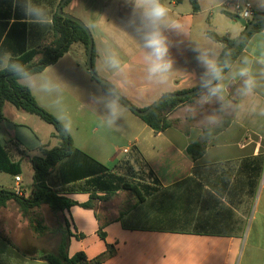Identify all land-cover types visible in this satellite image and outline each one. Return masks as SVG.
Returning <instances> with one entry per match:
<instances>
[{"label":"crops","instance_id":"1","mask_svg":"<svg viewBox=\"0 0 264 264\" xmlns=\"http://www.w3.org/2000/svg\"><path fill=\"white\" fill-rule=\"evenodd\" d=\"M61 1L55 0V5L59 6ZM198 1L199 12L193 11L188 0L161 2L168 14L160 30L167 38L168 58L172 63L163 82L148 76L145 28L138 13L133 11L134 0H73V7L81 8L83 16L87 17L76 16L88 25L93 36L97 74L142 110L164 94L191 90L205 81L209 74L201 59L216 63L224 49L207 36L208 31L231 39L243 32L239 21L223 12L222 6L227 0ZM248 1L255 12H264L254 4L256 0ZM37 5L39 8L47 6L46 17L39 13L28 20L19 19L15 15H19L16 1H12V15L0 19V22H8L2 39L10 32L16 47L24 38L20 23L39 26L51 23L52 6L41 2L29 4L34 8H38ZM223 18L236 24L232 25L233 32ZM81 50L85 52L84 47ZM69 52L43 72L30 76V80L20 82L30 88L37 103L58 118L68 131H89L85 126L88 122L76 120L70 102L88 110L90 120L97 119L94 131H100V141L96 145L82 141L81 146H76L70 134L75 148L109 168L123 181L152 186L155 190L141 203H137L133 195L114 215L103 202L122 190L106 198L104 178L69 182L58 166L50 176V187L79 204L92 202L93 208L74 205L55 215L43 206L44 212L54 220L49 224V237L43 247L31 251L53 252L61 239L60 230L68 224L73 234L69 256L83 252L92 260L102 256L108 245L112 246L113 254L100 264H264V31L247 41L223 79L212 85L221 84L220 93L210 95L206 88L182 103L168 113L171 126L160 132L103 90L88 70L86 53L85 64L60 63ZM11 54L4 52L2 68ZM111 57L120 61L123 71L111 66ZM243 67L250 69L255 80L250 93L244 91L247 77L238 75ZM63 95L68 99H63ZM112 100L119 105L116 117L111 116L107 106ZM8 106L11 105L4 107L5 120L0 123V131L17 130L23 125L17 122L18 113L11 111L15 125L6 127L10 123L7 109L12 110ZM79 122L82 127L77 125ZM226 123L221 131H211ZM111 137L125 145L123 150L115 148L117 141L112 143ZM194 143L205 145L204 154L196 160L188 153ZM4 145L12 160L21 163L20 176L22 185L26 186L18 145L14 142ZM76 157L87 166L95 167L84 156ZM13 185L11 175L10 186L0 188L11 190ZM26 192L27 196L31 193ZM12 204L17 206L11 201L4 208ZM101 229L105 239L99 234ZM24 249L28 250L0 233V264H49L41 258L25 255Z\"/></svg>","mask_w":264,"mask_h":264},{"label":"trees","instance_id":"2","mask_svg":"<svg viewBox=\"0 0 264 264\" xmlns=\"http://www.w3.org/2000/svg\"><path fill=\"white\" fill-rule=\"evenodd\" d=\"M12 1L14 0H0V8H5L0 10L1 20H4L6 17H10L12 15L10 8ZM15 1L16 8L18 7L17 10L19 11V15L16 13L15 15L20 17L19 19L24 18L26 20L36 16L37 12L43 17H46L48 11L47 6L39 8L37 5L38 9L33 6H29V4H37L38 2H41L44 5L50 4L52 6L51 23L43 24L42 26L27 22L20 23L18 26L20 29L23 28L24 38L20 39L18 45L14 47L10 38V32L5 39H2L4 31L8 26V22H0V123L5 120L4 107L6 104H9L18 110H23L30 114L37 115L43 121L52 125L56 130L55 137L59 140V142L57 146L51 149L43 147L41 149V155L31 159L33 184L31 193L28 196H18L12 190L0 188V210L6 207L11 201L17 204L23 216H28V214H30L33 210L43 206H46L55 215H60L74 205H80L84 208H93L92 202L79 204L64 195L59 194L50 187V176L52 175L53 170L58 166H61V173L65 175V177L67 176L66 178L69 182L78 181L84 178H104L105 183L103 190L107 194L106 198L115 195L119 190H128L136 197L137 203L143 202L145 197L155 190V187L129 184L128 182L123 181L120 177L111 173L109 168L75 148L72 137L64 124L37 103L30 88L20 82L22 80L21 76L12 70L13 64H19L23 66L29 74V77L41 73L48 66L55 64L60 58L69 52L70 48L75 43L82 44L87 54L89 49V36L87 32L77 22L60 16L57 10L58 5H55V0ZM71 1L72 0H68L65 3L63 10L69 6ZM162 1L163 0H161V2ZM182 1L183 0H176L177 3H181ZM188 1L190 2L194 12L200 11L201 7L198 0ZM30 8L34 9V11L29 12L28 9ZM223 12L229 18L237 19L235 14L224 10ZM256 14L257 12H255V15ZM262 31H264V17L258 19L254 28L246 36L243 42L222 61L219 66L222 69V76L227 73L240 56L247 41L253 35ZM207 36L214 42L220 43L224 46L221 55L229 49L237 39H231L228 36L219 35L213 31H208ZM4 52H11L12 54L8 58L5 67L2 68L3 59L5 57ZM95 56L96 53L94 47L93 65ZM216 82L217 80H212L211 86ZM98 83L101 85L103 90L113 95L106 85L100 82ZM191 90L179 91L176 93H186ZM198 94L186 98L165 99L149 114L145 116H138L143 119V121L154 131H165L171 126V122L168 119V113L182 103L196 97ZM117 100L121 102L119 99ZM226 126L227 123L224 126L211 131H221ZM204 152L205 145L203 143H194L188 148V153L193 160L201 157ZM78 154L84 156L89 161H92L95 167L93 168L91 166H87L85 162L76 157ZM0 172L10 174L13 177L20 176L22 174L21 163L12 160L6 146L1 141ZM94 181H98V179ZM42 230H44L43 227L40 228L39 234H42ZM99 234L102 239H105V234L102 232V229ZM60 236L61 239L53 252L39 253L35 250L28 251L24 249L23 253L27 256L41 258L49 264H100L105 258L113 254L112 246L108 245L107 251L102 256L92 260H89L83 252L69 256L68 247L73 234L69 230L68 224L66 228L60 230Z\"/></svg>","mask_w":264,"mask_h":264},{"label":"rangeland","instance_id":"3","mask_svg":"<svg viewBox=\"0 0 264 264\" xmlns=\"http://www.w3.org/2000/svg\"><path fill=\"white\" fill-rule=\"evenodd\" d=\"M254 4L259 10L264 9V1L256 0ZM65 12L73 13L75 16H82L84 19L87 17L82 13L81 8L73 7V0L64 9ZM224 23L229 24V30L233 32L232 25L234 24L231 20L227 18H223ZM86 24V23H85ZM88 27V25H87ZM89 28V27H88ZM98 44V39H97ZM82 47H84L80 43H75L72 45L71 50L67 56H65L60 63L65 62H75L80 64H85V54L86 52L82 51ZM99 49V46L97 45ZM85 49V48H84ZM220 52V51H219ZM87 55V54H86ZM95 62L96 56H95ZM96 64V63H95ZM95 68V67H94ZM63 99H68L67 95H63ZM72 105V112L76 115V120L88 122L86 123V128L89 131H69L73 136L74 142L76 146H81L82 141H86L91 144L98 143L100 141V131H94L97 128V119L93 118L90 120L88 115V110L78 108L76 102H70ZM7 116L10 118V123L6 124L7 128H10V125H15L12 123V119L14 116L11 114V111H15L18 113L16 115L17 122H22L23 125H20L17 130L13 131H0V141L4 144L9 145H18L20 150V155L23 158L24 170H23V178H24V188L31 192L32 190V182H33V170L30 167L31 159L41 155V149L44 147L46 149H51L58 145L59 140L55 137L56 130L55 128L43 121L40 117L34 114H30L23 110H16L13 106H8ZM10 111V112H9ZM19 111V112H16ZM90 120V121H89ZM77 123L79 127H82V123ZM112 143H115L114 137H111L110 140ZM12 143V144H11ZM121 141H117L115 144V148L117 150H123L125 145ZM110 147V145H109ZM111 149V147H110ZM110 153V152H109ZM123 153L121 152V156ZM11 183V175L0 172V186H4L5 188L9 187ZM129 184H134L128 182ZM133 198L132 192L128 190H122L115 196L111 197L108 201L103 202V206L109 209H112L113 214L115 215V210L120 209L127 204L126 201L128 199ZM42 209H38L28 215L27 217L22 216L18 211L16 205L12 204L7 208H4L0 212V233L5 237L9 238L16 242L20 247H27L29 251L33 250L35 247L39 248V246L43 247L44 241L49 237V224L53 222V217L50 216L48 212H44ZM51 226V225H50ZM43 227L42 234H39L40 228Z\"/></svg>","mask_w":264,"mask_h":264},{"label":"clouds","instance_id":"4","mask_svg":"<svg viewBox=\"0 0 264 264\" xmlns=\"http://www.w3.org/2000/svg\"><path fill=\"white\" fill-rule=\"evenodd\" d=\"M29 12H33L34 9H28ZM134 13H138L141 25L145 28L144 34V47L148 49L146 60L148 62L147 73L150 79H157L163 82L166 79V74L172 67L171 60L168 58L169 47L167 44V38L163 35L161 24L165 20L168 9L161 3V0H134ZM39 15V13H36ZM198 59H201L198 57ZM113 68H117L123 71V67L120 61L111 57L109 60ZM201 62L206 66L207 74H209L213 80H222V69L217 66L215 61L209 59H201ZM12 70L21 76L24 80H30L29 74L19 64H13ZM238 75L240 77H247L244 80V91L250 93L255 87V80L250 74V69L243 67L239 69ZM203 86L208 88L210 95H217L222 91V85L216 84L211 86V80L204 82ZM112 117H116L119 114V105L116 100H112L107 105Z\"/></svg>","mask_w":264,"mask_h":264},{"label":"water","instance_id":"5","mask_svg":"<svg viewBox=\"0 0 264 264\" xmlns=\"http://www.w3.org/2000/svg\"><path fill=\"white\" fill-rule=\"evenodd\" d=\"M68 0H62L58 6V14L60 16H62L65 19H70L72 21L77 22L79 25H81L84 30L87 32L88 36H89V49H88V53H87V67L89 72L91 73L92 77L106 85L110 91L112 92V94L119 99L124 105H126L128 108H130L133 112H135L137 115L139 116H145L147 114H149L150 112H152L156 107L159 106V104L168 98H186V97H191L194 96L198 93H200L201 91H203L205 89V87L203 86L204 82L211 80L212 82V77L210 75H208V77L205 79V81L198 87H196L195 89L188 91L186 93H168V94H164L161 97H159L152 105H150L147 109L145 110H141L136 108L129 100H127L120 92L119 90L113 86L109 81H107L106 79L101 78L93 65V51H94V40H93V36L91 34L90 29L87 27V25L80 20L79 18L66 13L63 10V6L65 5V3ZM264 17V12H259L256 15H254V17L250 20L247 21L243 18L237 17V20L239 21V23L244 27L243 32L239 35V37H237L235 43L229 48L227 49L222 55H220V57L218 58V60L216 61L217 66L219 67L220 64L222 63V61L229 55L231 54L242 42L243 40L246 38V36L252 31V29L254 28L256 22L258 21L259 18Z\"/></svg>","mask_w":264,"mask_h":264},{"label":"built area","instance_id":"6","mask_svg":"<svg viewBox=\"0 0 264 264\" xmlns=\"http://www.w3.org/2000/svg\"><path fill=\"white\" fill-rule=\"evenodd\" d=\"M222 7L225 11L235 14L237 17L247 21H250L255 15L253 5L248 0H227ZM11 190L18 196H27L26 189L22 185L21 176L14 177V185Z\"/></svg>","mask_w":264,"mask_h":264}]
</instances>
